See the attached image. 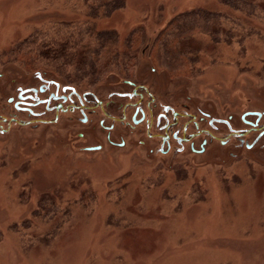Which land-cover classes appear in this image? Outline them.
I'll use <instances>...</instances> for the list:
<instances>
[{"label":"rangeland","instance_id":"1","mask_svg":"<svg viewBox=\"0 0 264 264\" xmlns=\"http://www.w3.org/2000/svg\"><path fill=\"white\" fill-rule=\"evenodd\" d=\"M238 1L253 2L262 14L248 17ZM114 6L93 10L76 0H0V103L6 104L17 87L37 86L36 76L79 78V84H96L98 91L111 83H98L101 76L80 77L76 71L67 75L25 68L14 56L32 38L93 31L87 41L104 58H97L96 67L90 63L87 73L102 75L119 72L122 55L145 46L150 53L174 16L201 12L227 16L252 31L243 42L195 33L181 48L190 61L185 75L170 73L149 56L143 62H152L162 74L161 89L178 94L180 103L218 114L264 110V0H124ZM115 56L118 64L111 62ZM19 134L0 140V264H264V182L249 180L245 167L181 170L186 174L179 182L173 174L161 177L152 166L127 164L135 154L126 151L83 156L69 151V142L56 132ZM234 174L242 181L232 179ZM31 184V202L20 200ZM56 191L65 196L94 192L92 214L81 208L52 248L37 247L26 254L16 231L6 225L23 207H36L39 196ZM164 192L183 197L180 205L172 204L176 210L163 202ZM118 205L130 222L115 231L104 218Z\"/></svg>","mask_w":264,"mask_h":264},{"label":"flooded vegetation","instance_id":"2","mask_svg":"<svg viewBox=\"0 0 264 264\" xmlns=\"http://www.w3.org/2000/svg\"><path fill=\"white\" fill-rule=\"evenodd\" d=\"M145 47L122 55L130 61L124 60L119 72L100 75L98 83L111 81L103 91L68 76L61 81L36 76L37 86L17 87L0 103V140L23 131L56 132L78 155L126 151L135 154L127 164L152 166L161 177L173 174L179 181L181 170L241 165L249 180L264 182V110L218 114L180 103L178 94L161 89L162 74L152 62H143L152 52Z\"/></svg>","mask_w":264,"mask_h":264},{"label":"trees","instance_id":"3","mask_svg":"<svg viewBox=\"0 0 264 264\" xmlns=\"http://www.w3.org/2000/svg\"><path fill=\"white\" fill-rule=\"evenodd\" d=\"M76 1L81 2L84 6L92 8L93 10L109 8L117 4L122 6L124 3V0ZM236 5L242 9L248 17H255V14H262V10L256 7L253 2L238 1ZM186 15L174 16L162 36L152 45L151 60L174 75H185L187 73V66L190 61L181 48L183 43L189 42L195 33L204 32L208 33L211 37L223 34L228 38L227 40L238 38L242 41L245 34H250V31H252L248 30L249 28L241 29L234 24V20H230L229 17L223 15H218V17H215V15L205 16L201 15V12ZM214 29L215 32L213 34L212 31ZM237 32L238 36H236ZM92 36H94L93 31L83 36L78 32H73V30L45 33L41 37L32 38L27 41L22 49L15 52L14 59L22 66L29 69L35 68L36 70L41 68L55 73H66L67 75H70L72 71H76L80 77H100V73H98V75L94 72H91L92 74L87 73L90 63L96 67L98 66L97 64H99L98 60L100 61L104 58L102 54H96L97 52L92 50L94 47L89 44L91 41H87V39H90ZM184 47L187 48L189 46L185 45ZM98 57H100V59L97 60ZM113 60L115 61L111 62H116V64H118L119 61L116 60V56ZM124 60L130 61L129 59ZM118 69H120V67ZM180 174L181 177L179 182L186 173L184 174L180 171ZM32 189V184L28 185L27 190L29 192H21L20 195H22L23 199L20 200L31 202L33 192L30 191H32ZM71 193H73L71 196L67 194V196H65L62 192L56 191L55 194H51L52 196L47 194L39 196V198H37L39 200L35 201L36 207L33 209H27L25 206L26 204L23 202L25 207L22 208L19 214H15L11 217V222H8L6 226L12 227V229L16 231V238L19 239V246L24 248L26 254L27 252H32L37 247L52 248L66 231L67 227L71 225V222L78 218L81 208H85L84 214L85 211H87L86 214H92L91 210L93 209L89 208V202H92L93 198H95V193ZM116 193L119 194L121 192ZM195 193L203 197L201 192ZM115 197L120 203L119 205H121L122 196L120 197L117 195ZM179 197L176 193L164 192L162 200L164 203H170L168 207L173 210L175 209V205L174 208H172V204L177 203V205H180L183 199V197ZM60 199L63 200L62 205H59L62 203ZM58 202L60 203L58 204ZM119 205L116 212L110 213L104 218L106 219V226L113 230H123L125 224L128 225L130 222L129 219L127 220L128 216L123 212L122 206Z\"/></svg>","mask_w":264,"mask_h":264}]
</instances>
